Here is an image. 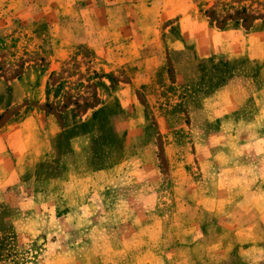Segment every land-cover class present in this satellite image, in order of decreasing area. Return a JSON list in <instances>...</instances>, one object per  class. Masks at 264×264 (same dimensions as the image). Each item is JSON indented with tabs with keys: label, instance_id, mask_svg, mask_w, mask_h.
Here are the masks:
<instances>
[{
	"label": "rangeland",
	"instance_id": "1",
	"mask_svg": "<svg viewBox=\"0 0 264 264\" xmlns=\"http://www.w3.org/2000/svg\"><path fill=\"white\" fill-rule=\"evenodd\" d=\"M89 1L0 0V264H264V0Z\"/></svg>",
	"mask_w": 264,
	"mask_h": 264
},
{
	"label": "crops",
	"instance_id": "2",
	"mask_svg": "<svg viewBox=\"0 0 264 264\" xmlns=\"http://www.w3.org/2000/svg\"><path fill=\"white\" fill-rule=\"evenodd\" d=\"M113 1H110L109 3L107 2V0H90L88 3H90L89 5H98L97 7H108L107 4H112ZM115 4V3H114ZM88 5V4H86ZM88 5V6H89ZM126 5V7H131L132 11L134 10V12L132 13H126V16H128V20H140V19H144V20H149V21H155L156 19L159 20H168V19H172L177 17V20L180 21V19H182L185 23L186 22H190L192 24V32L193 33H215L212 31V29L207 28L205 22L202 21V19H198L197 20V16L193 15L191 16V14L187 15V7L189 5V3L187 2V0H127V2L124 4ZM117 7V6H116ZM96 8V7H95ZM112 8L115 9V5H112ZM93 8H91L92 10ZM108 9V8H107ZM106 9V10H107ZM150 14V17H146L144 18V15L142 16V14ZM152 16V17H151ZM189 16L191 18H189ZM101 21V20H100ZM235 31H224V33H234ZM238 45H234L233 43V39H232V34L230 35V45H229V50L230 51H236V49L239 50L240 47H237ZM256 46H251L250 45V41L248 40V47L244 46V50L243 51H247V53H251L252 50L255 49ZM228 102H231L230 99L228 100ZM257 119H261V115L260 114H256L254 116V121L251 122L250 124L253 125L254 129L255 127V123H257ZM256 120V121H255ZM27 122V118L21 120L19 127L24 126L25 123ZM10 125L6 126V128H2L0 129V138L2 137L3 140L6 142L7 145L5 146V150H6V154L7 157L10 159H15L18 156L21 155V152H19L20 149H23V146H26V150L28 149V143H24L20 146V148L15 151L11 146L14 147V145H10V141L8 139L5 138L7 132L9 130ZM245 129V131H248V136L250 135V138L253 137L252 136V129H250L247 126H243ZM252 132V133H251ZM24 134V133H23ZM254 142L257 144H261L264 143V141L260 140V139H253ZM1 153V151H0ZM26 153H24L23 155H26ZM1 170V169H0ZM256 187H258L256 190L251 191L250 190V195L251 197L256 198L255 199V205H252L248 208H244L243 212L247 213V212H253L254 214H258V219L259 217H262V215L264 214V206H263V200L262 197H264V190L261 188L262 186H260L259 184H256ZM252 194H254V196H252ZM252 223V222H251ZM246 224L244 226L243 231H247L246 235H253L252 231V224ZM245 234V233H244ZM247 243V245H250L249 241H245ZM251 247V246H248ZM246 255L244 256V263L243 264H253V256L248 252V248H246ZM248 252V253H247Z\"/></svg>",
	"mask_w": 264,
	"mask_h": 264
}]
</instances>
